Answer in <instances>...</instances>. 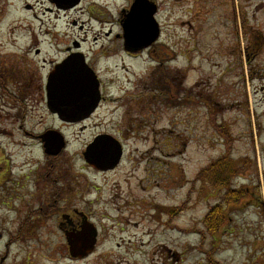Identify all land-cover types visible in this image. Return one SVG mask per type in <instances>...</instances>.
Listing matches in <instances>:
<instances>
[{
    "label": "rangeland",
    "instance_id": "374dc122",
    "mask_svg": "<svg viewBox=\"0 0 264 264\" xmlns=\"http://www.w3.org/2000/svg\"><path fill=\"white\" fill-rule=\"evenodd\" d=\"M51 1L0 0V264H264V0H148L161 36L132 57L136 0ZM77 46L106 101L65 125L44 86ZM22 126L60 132L66 151L49 158ZM100 134L125 150L105 174L83 157ZM80 215L98 237L73 259L61 225Z\"/></svg>",
    "mask_w": 264,
    "mask_h": 264
},
{
    "label": "water",
    "instance_id": "95a60500",
    "mask_svg": "<svg viewBox=\"0 0 264 264\" xmlns=\"http://www.w3.org/2000/svg\"><path fill=\"white\" fill-rule=\"evenodd\" d=\"M81 0H53L59 9L69 10ZM158 7L148 0H136L128 14L123 13L125 50L137 54L152 47L160 37V26L155 15ZM100 101L99 82L87 66L83 55L76 54L58 66L48 84V110L66 123H80L88 119ZM43 143L45 154L58 157L66 148V140L57 131L38 137ZM122 146L110 136L97 138L84 153L88 165L100 171L115 169L122 158ZM67 217H64L66 219ZM98 232L87 221L82 230L66 233L70 255L74 259H85L91 255L97 243Z\"/></svg>",
    "mask_w": 264,
    "mask_h": 264
},
{
    "label": "flooded vegetation",
    "instance_id": "af4514ba",
    "mask_svg": "<svg viewBox=\"0 0 264 264\" xmlns=\"http://www.w3.org/2000/svg\"><path fill=\"white\" fill-rule=\"evenodd\" d=\"M258 38H256L255 37V39L254 40H252V41H250V43H249V45H250V47L249 48H247V50H248V58H256V56H258V50H260L261 48V44H263L261 41H258L257 40ZM127 53V52H126ZM76 54H80V55H83V57H84V59H85V62H86V64H87V66L94 72V70L91 68V65H90V63H89V61H88V59L84 56V54L81 52V50H80V47L79 46H77L74 50H72V49H67V51H66V58L62 61V62H60V63H57L54 67H53V69L49 72V74H48V76H47V79H46V82H45V86H44V90H45V93H46V103H47V108H48V84H49V82H50V79H51V76H52V74L56 71V68L58 67V66H60V65H62L63 63H65V61H67L70 57H72L73 55H76ZM127 55L129 56V57H132L133 55L132 54H130V53H127ZM94 74L96 75V77H97V79H98V82H99V93H100V101H99V104H98V106H97V108H96V110H95V112L88 118V119H86L85 121H82V122H86V121H88V120H90L98 111H99V109H100V107L102 106V103H104L106 100L103 98V94H102V91H101V88H102V86H101V82H100V79L98 78V75L94 72ZM14 95H12V97H13ZM15 98H14V100H16L17 101V103H19L20 104V106H22V110L24 111H26V109L28 108V106H27V104H26V102L24 101L25 99H24V97L22 98V100H20V99H18V96L16 95V96H14ZM24 108H26V109H24ZM55 118H57L59 121H60V119L58 118V116L57 115H54V114H52ZM25 118H26V116H23V120H25ZM61 123H63V124H65V125H73L74 123H66V122H62V121H60ZM81 122V123H82ZM24 126H22L21 127V130L23 131V135L25 136V137H27V138H30V139H38L37 137L38 136H36V135H34L33 133H30V132H28V131H26V130H24V128H23ZM50 131H53V129L52 130H49V131H47V132H45L44 134H42V135H40V136H43V135H45L46 133H48V132H50ZM104 137V136H110V135H108V134H100V135H98L94 140H96L97 138H99V137ZM125 154V153H124ZM123 158H124V156H123ZM123 158H122V160H123ZM122 162V161H121ZM90 168H92L94 171H96V172H98V173H100V174H105V173H109L110 171H100V170H96L95 168H93V167H91V166H89ZM216 179H219V178H216ZM222 179V178H221ZM220 179V181H222ZM223 182V181H222ZM223 184L225 185V182H223ZM1 186V185H0ZM233 189H236V188H233ZM258 189V188H257ZM239 191V190H238ZM237 191V192H238ZM247 192H250V189L248 190H246ZM236 192V193H237ZM235 193V194H236ZM251 195H252V197L255 199V201H256V205H258V206H260L261 204H262V199H261V196H260V194H257V193H251ZM238 196V197H237ZM237 199L239 198V201H240V204L241 203H244V201H245V199L247 198H245V196L244 195H242V190H240L239 192H238V194H237ZM251 197V198H252ZM246 203V202H245ZM244 203V204H245ZM247 203H249V204H251L252 202L251 201H249V202H247ZM243 204V205H244ZM253 204V203H252ZM33 216H35V215H33ZM65 217H67L66 219H65V224H62L61 225V230L65 233V236H66V233H72V232H77V231H81L82 230V227H83V224L87 221V218L85 217V216H83V215H80V216H77V217H72V216H65ZM29 217H28V220L27 221H25L24 222V224H23V229H27L28 228V233L30 232H32V224H31V221H29ZM25 229V230H26ZM96 248V247H95ZM95 252V251H94ZM94 254V253H93ZM93 254H91V255H93Z\"/></svg>",
    "mask_w": 264,
    "mask_h": 264
},
{
    "label": "trees",
    "instance_id": "16d2710c",
    "mask_svg": "<svg viewBox=\"0 0 264 264\" xmlns=\"http://www.w3.org/2000/svg\"><path fill=\"white\" fill-rule=\"evenodd\" d=\"M218 169H220L219 171H221V169H223V167H219ZM216 176H218L217 174H216ZM220 176V175H219ZM216 180H219L220 181V178L219 179H216ZM213 225V224H212ZM216 232V231H215Z\"/></svg>",
    "mask_w": 264,
    "mask_h": 264
},
{
    "label": "bare ground",
    "instance_id": "6f19581e",
    "mask_svg": "<svg viewBox=\"0 0 264 264\" xmlns=\"http://www.w3.org/2000/svg\"><path fill=\"white\" fill-rule=\"evenodd\" d=\"M250 93H251V92H250ZM250 100H252V98H251Z\"/></svg>",
    "mask_w": 264,
    "mask_h": 264
}]
</instances>
